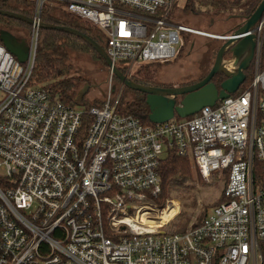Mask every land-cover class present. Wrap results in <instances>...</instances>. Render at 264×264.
Returning a JSON list of instances; mask_svg holds the SVG:
<instances>
[{
    "label": "built area",
    "instance_id": "obj_1",
    "mask_svg": "<svg viewBox=\"0 0 264 264\" xmlns=\"http://www.w3.org/2000/svg\"><path fill=\"white\" fill-rule=\"evenodd\" d=\"M46 1L33 0L24 63L0 44V264H264V15L248 33L244 89L144 126L120 112L125 87L109 69L105 93L84 108L31 83ZM50 1L92 22L127 78L135 63L176 58L180 33L231 37L168 22L177 0ZM170 152L191 157L203 181L224 180L223 201L185 232L165 231L176 213L159 228L143 221H161L148 198Z\"/></svg>",
    "mask_w": 264,
    "mask_h": 264
},
{
    "label": "trees",
    "instance_id": "obj_2",
    "mask_svg": "<svg viewBox=\"0 0 264 264\" xmlns=\"http://www.w3.org/2000/svg\"><path fill=\"white\" fill-rule=\"evenodd\" d=\"M259 2L260 0H187L183 12L194 13L191 6L197 3L199 10L196 12L206 19H203V22L208 27H211L210 18L215 20L217 17H224L225 21L229 23L238 21L228 31L229 33L241 26L244 18L255 10ZM33 9V0H0V11L31 18ZM40 19L44 24L65 26L77 30L92 38L105 49V43L96 34L95 30L85 26L81 19L67 13L65 5L54 2L44 3ZM205 21L207 22L205 23ZM20 29L26 31V35H22L24 36L23 39H20L16 35V33H19L17 30L20 31ZM29 31L30 26L24 22L0 16V44H2L3 38L7 35L18 44L25 45V42H28ZM206 40L212 39L206 38ZM88 51H91L96 63L106 68L102 59L79 38L56 30H40L31 83L45 87L51 96L57 97L63 103L77 104L75 96L82 85L88 84L92 88V85L87 82L86 78L78 74L80 58ZM120 71L124 74L122 70ZM249 72V69L244 72L245 82L239 88V92L250 82ZM131 80L140 85L153 86V83L150 84V82ZM223 81L224 77L220 74L214 76L212 79L217 89H219V85ZM89 105L94 106L96 104L91 103ZM119 110L123 114L130 115L139 120L144 126L150 125L148 120L149 109L145 104V95L142 93L124 88ZM157 173L160 179V194L155 198H148L149 202L161 208L164 206L166 200L174 197L178 198L181 204V211L177 218L168 224V228H171L170 230L174 229V231L168 230V232H185L190 227L198 226L207 215V210L202 211L195 222L189 226L192 212H194L197 205L193 184L195 181H198L202 185L201 177L195 166L190 164L188 158L180 157L170 152L160 162ZM222 201L223 198L221 196L216 201L215 206Z\"/></svg>",
    "mask_w": 264,
    "mask_h": 264
},
{
    "label": "water",
    "instance_id": "obj_3",
    "mask_svg": "<svg viewBox=\"0 0 264 264\" xmlns=\"http://www.w3.org/2000/svg\"><path fill=\"white\" fill-rule=\"evenodd\" d=\"M264 15V0H260L255 10L244 18L240 27L230 33V38L219 47L215 54L214 62L208 74L199 82L179 87L158 88L140 85L127 78L116 67L112 66L104 48L89 36L65 27L40 23L41 30H56L73 35L87 44L104 62L116 80L126 89L145 95V104L149 109L148 120L150 124H162L174 116L185 119L199 112L203 107H213L216 102L227 99L237 92L245 81L244 72L249 68L253 58L256 36L248 34L262 19ZM0 16L19 20L28 26L32 24L30 18L0 11ZM212 23V22H211ZM2 46L14 56L19 63L27 59V45L18 44L13 38L5 36ZM228 53L230 59L223 62V55ZM222 74L226 79L219 85V89L211 81L215 75ZM90 86L84 84L75 96V102L80 103L87 94ZM183 97L178 103L177 98Z\"/></svg>",
    "mask_w": 264,
    "mask_h": 264
},
{
    "label": "rangeland",
    "instance_id": "obj_4",
    "mask_svg": "<svg viewBox=\"0 0 264 264\" xmlns=\"http://www.w3.org/2000/svg\"><path fill=\"white\" fill-rule=\"evenodd\" d=\"M50 2L52 1H46V3ZM186 4L187 0H177L174 8L171 10L167 18L168 22L173 25L189 27L210 34H226L233 27V23L226 22L224 17H217L215 20L210 18L211 27H208L204 24V18H202L201 14L196 12L199 10L198 4L194 3V5L191 6L194 13L183 12ZM65 10L69 13L67 9ZM82 22L85 26L95 30L96 34L100 36L101 31H99V29L92 22L84 19ZM206 22L207 21H205V23ZM17 32L20 33H16L17 37L20 39H23L26 35L25 30L20 29V31L17 30ZM179 38L180 44L176 46V49H178L176 58L167 62L135 63L133 68L130 70L129 78L138 81L150 82V84L153 83L166 88L186 86L203 79L208 70L211 68L214 62L215 54L222 43L215 40H206V38L188 35L185 33H180ZM25 45H27L26 42ZM78 69V74L83 76V78H86L87 82L92 85V88H89L87 94L83 97L82 102L78 104L79 108H84L86 104L97 103L101 94L103 95L105 93L109 79V72L104 66L96 63L91 51L85 52L80 58ZM112 82L114 85L118 86V81L116 79ZM174 120L184 121L185 119L175 117ZM188 160L190 164L194 166L191 157H189ZM222 178L223 177L215 175L209 182H205L201 179L202 185L199 184L198 181L194 182L193 187H195L194 193L197 205L194 212H192L189 226L195 222L196 218L202 211L207 210L208 215L213 212L216 201L221 197L223 190L224 184L220 182ZM173 205L177 207V212L173 216V219L175 220L181 211V204L178 198L173 197L168 199L165 201L163 207L157 208L169 210L173 207ZM149 213H151L152 216H161L159 211ZM173 214L174 212H172V215ZM168 227L169 226L167 225L165 231H174V229L170 230L171 228Z\"/></svg>",
    "mask_w": 264,
    "mask_h": 264
},
{
    "label": "bare ground",
    "instance_id": "obj_5",
    "mask_svg": "<svg viewBox=\"0 0 264 264\" xmlns=\"http://www.w3.org/2000/svg\"><path fill=\"white\" fill-rule=\"evenodd\" d=\"M171 207H172V206H171ZM172 212H174V213L177 212V207H176L175 205H173V207L170 208L169 210H164L163 215H162V217L160 218V219H161L160 222L152 223V222H149V221H146V220H143V221H144L146 224H149V225H151V226L154 227V228H159L160 225H161V223L166 222V221L169 220L168 218L172 215ZM167 219H168V220H167Z\"/></svg>",
    "mask_w": 264,
    "mask_h": 264
},
{
    "label": "flooded vegetation",
    "instance_id": "obj_6",
    "mask_svg": "<svg viewBox=\"0 0 264 264\" xmlns=\"http://www.w3.org/2000/svg\"><path fill=\"white\" fill-rule=\"evenodd\" d=\"M235 22V23H234ZM233 23V25H235L236 23H238V21H234ZM218 42V41H217ZM222 44L224 43V42H221ZM215 58V57H214ZM230 59V55L228 54V53H225L224 55H223V62H226V61H228ZM249 66H250V64H249ZM210 70V69H209ZM209 70H208V72H209ZM208 72H207V74H208ZM206 74V75H207ZM205 75V76H206ZM219 75V74H218ZM220 75H222V74H220ZM216 76V75H215ZM223 76V75H222ZM224 77V76H223ZM213 79V78H212ZM226 78L224 77V80H225ZM202 80V79H201ZM200 80V81H201ZM212 81V80H211ZM199 82V81H198ZM197 83V82H196ZM195 84V83H194ZM153 86L152 87H158V88H166V87H162V86H159V85H155V84H152ZM190 85H192V84H190ZM182 98L183 97H178L177 98V102L179 103L181 100H182Z\"/></svg>",
    "mask_w": 264,
    "mask_h": 264
}]
</instances>
